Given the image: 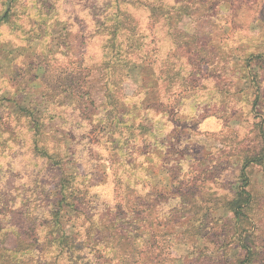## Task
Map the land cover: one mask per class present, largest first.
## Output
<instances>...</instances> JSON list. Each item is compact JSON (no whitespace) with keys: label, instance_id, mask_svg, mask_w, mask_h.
Returning a JSON list of instances; mask_svg holds the SVG:
<instances>
[{"label":"rangeland","instance_id":"rangeland-1","mask_svg":"<svg viewBox=\"0 0 264 264\" xmlns=\"http://www.w3.org/2000/svg\"><path fill=\"white\" fill-rule=\"evenodd\" d=\"M101 3L0 0V217L46 193L39 194L51 180V164L40 148L48 149L57 138L69 142L75 165L91 184H98L96 199H112V182L103 174L109 165L104 88L96 81L97 72L84 71L75 62L101 56L98 25L109 13ZM210 3L180 25L183 32L195 34L201 52L190 60L183 52L174 57L171 38L161 34L160 50L148 60L153 67L130 63L121 88L127 104L143 98L153 104L136 109L152 130L143 158L144 190L163 198L161 217L175 207L185 216L177 219L182 229L201 232L192 238L194 248L173 240V252L183 264H193L195 258L202 264L230 261L240 253L238 240L231 237L234 229L242 238L250 235L264 264V158L248 168L253 197L249 221L228 228L234 220L222 205L238 186L241 153L264 145V0ZM172 62L177 81L163 92L156 77ZM76 71L90 81L82 105L71 93ZM129 115L119 118H135Z\"/></svg>","mask_w":264,"mask_h":264},{"label":"trees","instance_id":"trees-1","mask_svg":"<svg viewBox=\"0 0 264 264\" xmlns=\"http://www.w3.org/2000/svg\"><path fill=\"white\" fill-rule=\"evenodd\" d=\"M101 2L103 12L109 10L104 18L107 20L98 25L102 28L101 56L88 62L77 58L75 62H80L84 71L97 72L95 79L102 82L104 88L103 116L108 121L109 165L103 174L112 182V199L110 202L96 199L93 189L98 184H91L88 174L75 165V152L65 138L52 141L48 149L41 147L40 152L51 164V180L47 189L43 187L39 192H46L43 197L39 196L33 204L23 201L9 216L0 217V264H183L173 252V240L190 243L194 248L196 241L192 238L200 236L198 228L182 229L177 219L185 216L175 207L166 218L161 217L163 198L159 193L144 190L146 174L143 172L147 169L143 158L148 152L147 137L152 130L146 126L147 118L141 111L153 104L144 103V98L127 104L121 82L129 77L128 67L132 62L141 63L143 69L153 67L154 61L149 63L148 60L160 50L161 34L171 38L174 57L175 53L183 52L190 60L201 52L195 43V34L183 32L180 25L212 3L210 0ZM168 61L167 55L165 63ZM175 65L172 62L169 70L156 77L163 92L177 81ZM82 74L76 71L70 78V82H74L71 93L79 105L86 103L89 97L90 81L83 79ZM140 87L146 95L143 82ZM160 102L156 100L157 107L161 106ZM56 106L60 103L56 102ZM136 109L141 111L136 112ZM128 114L135 118H119ZM263 158L264 145L260 151L244 150L240 155L238 186L222 203L234 220V225L227 226L230 229L249 221L247 210L251 209L253 197L248 189V168L261 164ZM180 204L185 203L180 201ZM249 236L242 238L241 232L233 229L231 237L238 240L236 247L240 253H234L230 261L220 264H262ZM222 254L221 260L225 251ZM197 260L195 258L193 264H202Z\"/></svg>","mask_w":264,"mask_h":264}]
</instances>
